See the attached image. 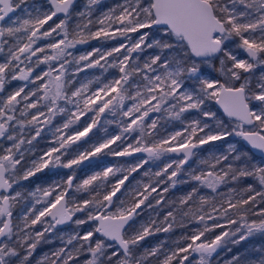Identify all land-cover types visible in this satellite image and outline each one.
<instances>
[{"label": "rangeland", "instance_id": "rangeland-1", "mask_svg": "<svg viewBox=\"0 0 264 264\" xmlns=\"http://www.w3.org/2000/svg\"><path fill=\"white\" fill-rule=\"evenodd\" d=\"M13 2L0 56L12 213L0 264H264V158L241 138L264 134V0H226L222 47L200 59L152 26V0H76L53 20L47 0ZM222 84L245 88L252 126L217 107ZM182 144L194 146L188 163L173 151ZM70 182L73 218L58 225L48 213ZM138 205L126 251L96 231L95 215Z\"/></svg>", "mask_w": 264, "mask_h": 264}, {"label": "water", "instance_id": "water-1", "mask_svg": "<svg viewBox=\"0 0 264 264\" xmlns=\"http://www.w3.org/2000/svg\"><path fill=\"white\" fill-rule=\"evenodd\" d=\"M53 8L50 18L67 13L74 0H48ZM12 0H0V54L3 38L2 23L14 12ZM154 21L152 26L165 27L170 29L176 36L182 37L190 52L195 58H206L217 54L222 42L217 35L226 31V24L214 10L210 0H152ZM248 52L254 56L255 49L248 47ZM3 80L0 78V91L3 89ZM217 107L228 117L242 121L247 126L255 123L251 106L247 101L245 88L243 86L221 85L217 98ZM6 130L5 124L0 119V137H3ZM241 138L246 146L254 153L264 158V134L260 131L243 130ZM194 149L191 144L177 145L173 151L185 154V162L188 161L190 153ZM143 150H127L119 153L122 156L139 155ZM152 153V150H145ZM71 188V182L67 191L52 205L48 215L56 219V224L63 225L72 220L73 216L66 207L67 194ZM11 191L10 183L6 176V167L0 161V194H6L2 200L1 213L5 215V222L0 228V242L10 232L12 225V213L9 210V198L7 194ZM120 192L117 188L110 195L109 199ZM140 205L133 208L129 213L122 215H95L97 220L96 231L112 242H117L123 250L128 246L123 240V231L133 220Z\"/></svg>", "mask_w": 264, "mask_h": 264}, {"label": "trees", "instance_id": "trees-1", "mask_svg": "<svg viewBox=\"0 0 264 264\" xmlns=\"http://www.w3.org/2000/svg\"><path fill=\"white\" fill-rule=\"evenodd\" d=\"M226 0H211L215 13L224 20L226 26H230L231 25V19H230V11L229 9L226 7ZM235 32H237V29L235 30ZM241 178V176H240ZM238 184L241 185L240 180L238 181ZM229 253H227L228 255ZM230 255V254H229ZM238 262V261H237ZM239 263V262H238ZM240 264V263H239Z\"/></svg>", "mask_w": 264, "mask_h": 264}, {"label": "flooded vegetation", "instance_id": "flooded-vegetation-1", "mask_svg": "<svg viewBox=\"0 0 264 264\" xmlns=\"http://www.w3.org/2000/svg\"><path fill=\"white\" fill-rule=\"evenodd\" d=\"M13 1V0H12ZM48 1V0H47ZM13 3V5H14V12H13V14L15 13V10H16V6H15V4H14V2H12ZM48 3H49V1H48ZM75 4H76V0H74L73 2H72V4H71V6L69 7V9H68V11H67V13H65V14H62L63 16H67L68 14H70V12L71 11H73V8L75 7ZM49 5H50V7H51V14H52V12H53V8H52V6H51V4L49 3ZM1 7V6H0ZM13 14H11V15H13ZM51 14H50V16H51ZM10 15V16H11ZM9 16V17H10ZM49 16V17H50ZM59 16V15H58ZM9 17H7L4 21H3V23H2V28H3V24H4V22H6V20L9 18ZM55 18V17H54ZM54 18H50L51 20H53ZM1 28V29H2ZM2 32H3V29H2ZM4 33V32H3ZM3 37H4V34H3ZM2 41H3V38H2ZM1 52H2V43H1ZM0 56H1V54H0ZM1 78V77H0ZM2 79V78H1ZM3 80V79H2ZM3 83H4V85H3V89L0 91V92H2L5 88V82H4V80H3ZM1 119V118H0ZM1 121L5 124V126H6V130L4 131V135H3V137H0V140L1 139H3L4 137H5V134H6V131H7V129H8V126H7V124L1 119ZM240 122H242V121H240ZM244 143V142H243ZM183 145V144H182ZM175 147V146H174ZM173 147V148H174ZM249 148V147H248ZM175 152V151H174ZM177 153H180V152H177ZM181 154H184V153H181ZM185 155V154H184ZM190 156H191V153H190ZM190 156H189V158H190ZM189 162V159H188V161H187V163ZM68 186H69V184H68ZM143 205V204H142Z\"/></svg>", "mask_w": 264, "mask_h": 264}]
</instances>
